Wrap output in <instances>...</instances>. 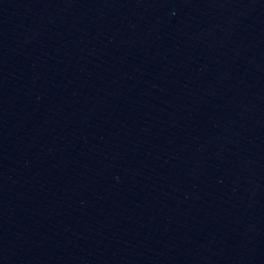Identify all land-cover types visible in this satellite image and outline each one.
Returning a JSON list of instances; mask_svg holds the SVG:
<instances>
[{"label":"water","instance_id":"water-1","mask_svg":"<svg viewBox=\"0 0 264 264\" xmlns=\"http://www.w3.org/2000/svg\"><path fill=\"white\" fill-rule=\"evenodd\" d=\"M0 264H264V0H0Z\"/></svg>","mask_w":264,"mask_h":264}]
</instances>
